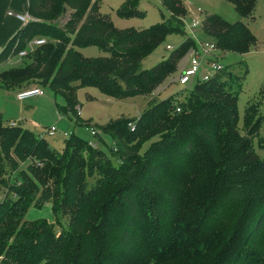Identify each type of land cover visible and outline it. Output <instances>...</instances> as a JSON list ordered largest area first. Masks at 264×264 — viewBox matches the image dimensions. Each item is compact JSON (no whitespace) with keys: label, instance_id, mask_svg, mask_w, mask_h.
Returning <instances> with one entry per match:
<instances>
[{"label":"trees","instance_id":"obj_1","mask_svg":"<svg viewBox=\"0 0 264 264\" xmlns=\"http://www.w3.org/2000/svg\"><path fill=\"white\" fill-rule=\"evenodd\" d=\"M227 1L241 18L255 17L257 0ZM161 2L169 12L163 22L118 29L99 11V0H28L32 20L0 51V61L12 42L17 51L35 37L49 40L33 49L29 64L0 71L1 85L47 86L65 97L64 113L76 120L79 87L116 99L149 94L196 46L186 35L166 59L141 69L169 34L185 35V5ZM133 5L126 0L121 14L130 15ZM201 28L223 54L244 55L257 41L245 22L218 14L207 15ZM87 45L107 55L85 57L79 48ZM234 65L198 82L182 100L149 99L133 129L123 116L94 124L112 135L119 164L73 133L57 150L0 118V193L13 179L0 198V264H264V159L251 140L264 115L247 104L246 133L238 131L235 89L247 67L238 62L236 72ZM19 158L29 160L26 169ZM45 203L54 216L65 212L69 229L57 233L46 219H24ZM22 220L32 229L18 228Z\"/></svg>","mask_w":264,"mask_h":264},{"label":"rangeland","instance_id":"obj_2","mask_svg":"<svg viewBox=\"0 0 264 264\" xmlns=\"http://www.w3.org/2000/svg\"><path fill=\"white\" fill-rule=\"evenodd\" d=\"M161 1L162 0H134L133 7L129 8L132 13L130 15H123L121 14V9L125 5L126 0H99V11L103 14H108L113 25L118 29H143L152 25H157L163 22L165 18L169 17V12L162 5ZM180 1L186 7L187 15L183 17L186 25L185 35L177 33L169 34L158 47L141 60L140 67L141 69H150L158 62L166 59L172 50L179 46L186 35L192 36L187 25H189L193 19L199 22L198 26L194 29L193 37L196 42V48L200 53H202L201 43L204 44L211 41V38L201 28V22L207 15L218 14L228 22L242 20L249 26L255 35L257 39L256 44L251 51L244 55L224 53L221 62L223 65L235 64L234 68L236 72H240L241 70L237 67L238 62H242V64L247 67L245 75L242 76L239 85H237L235 89L238 96V119L236 125L238 131L241 134H245L244 111L247 104H254L255 107H258L259 113L264 115V0H257L255 17L253 19L249 17L241 18L233 4L227 0ZM134 10L136 11L134 12ZM63 21H65V18L62 19V22ZM43 37L46 39L45 36ZM46 40L49 39L47 38ZM168 45L171 46V49L167 48ZM12 47L13 42L9 50V56H12V60L8 61L6 59L0 61V70L30 63L31 59L29 55L35 48L32 44V39L22 48L28 49L24 57L20 58L17 56L18 52L22 49L14 51ZM79 51L85 57L107 55L96 45L82 46L79 48ZM189 57L190 54L188 52L180 59L177 70L147 95H134L123 99H116L107 97L94 86L79 87L76 90L77 104L73 108L74 111L77 107L79 109L80 116L77 120L74 112L64 113V111L67 110L65 97L60 93L54 94L47 86L41 87L43 91L42 95L23 101L25 105H22L12 93L0 90V105H3V102L6 103L5 110L3 111V120L21 121L23 128L29 130L35 137L43 133L46 128L55 126L57 129L55 135L46 137V141L51 148L57 150L64 149V140L68 138L63 137L62 132H73L75 136L81 138L88 144L91 143V145L95 146L98 150L103 151L115 164H119L121 161L119 159V152L112 153V149L115 147L112 135L108 132L100 131L94 124L103 125L109 120L121 116L127 118L128 121L132 123L146 109L147 101L151 98L162 100L173 96V100L184 99L187 94L194 90L196 84L201 81L203 74L206 73L205 68H207V66L203 64L197 77L192 79L188 84L179 83L178 76L186 68ZM83 122H88L90 125H83ZM90 126L95 127L98 132L96 136L91 135L88 129ZM155 137L156 136L152 138L154 139ZM251 140L254 152L260 159H264V119ZM149 143L150 141L144 142L141 150L143 151ZM17 161L20 168H27L29 160H22L19 158ZM4 181V188L0 193V198H3L7 186L13 183V179H9L8 177ZM187 216L188 213L185 211L184 215L181 217L186 219ZM40 218L46 219L47 226L52 227L57 233L69 229L65 212L58 209L56 211V216H54L50 203H45L39 208L30 207L24 216V219L27 221ZM24 222L25 221L22 220L18 228L24 230L32 229L30 225ZM180 225L185 226L184 221H181ZM177 226L178 224L175 223L174 227Z\"/></svg>","mask_w":264,"mask_h":264},{"label":"built area","instance_id":"obj_3","mask_svg":"<svg viewBox=\"0 0 264 264\" xmlns=\"http://www.w3.org/2000/svg\"><path fill=\"white\" fill-rule=\"evenodd\" d=\"M8 14L17 17L24 24H26L32 20V17L29 14L22 15L19 13H14L12 11H9ZM198 24H199V22L197 20L193 19L192 22L189 25H187L188 29L191 31L193 39H194V37H193L194 36V34H193L194 29H195V27L198 26ZM45 42H46V39L42 38V37L32 39V44L35 47L42 45ZM194 42H195V39H194ZM195 45H196V42H195ZM201 47H202V53H200L197 50L196 46L190 52L188 64H187L186 68L183 70V72H181L180 75L178 76L179 83L188 84L192 79L197 77V75L200 72L203 64H205L207 66V68H205L206 73L203 74L201 81H205V80L210 79L214 74H216L217 72H219L220 70L223 69L224 65L221 62V58L223 56V53H221L217 49L215 44L213 42L209 41V42H206L204 44L201 43ZM167 48L171 49V46L168 45ZM27 52H28V49H22L21 51L18 52L17 56L20 58L24 57L27 54ZM8 59H9V61L12 60V56L8 55ZM42 94H43V91L41 90V87L36 86V87L20 89L16 93V97L18 100H24V99L30 98L32 96L42 95ZM177 111H179V108H177ZM76 115L80 116V112H79L78 107L76 108ZM9 124L11 126H15L16 122L12 121ZM129 127H130V129H133L134 128L133 123H129ZM88 129H89L91 135L96 136L98 134L95 127L90 126ZM56 130L57 129L55 126L48 127L45 129V131L42 134L39 135V138H41L42 140H46V137L54 136L56 133ZM71 134H72V132H68V131L62 132L63 137H69ZM89 145H91V143H89ZM92 147H95V146H92Z\"/></svg>","mask_w":264,"mask_h":264},{"label":"crops","instance_id":"obj_4","mask_svg":"<svg viewBox=\"0 0 264 264\" xmlns=\"http://www.w3.org/2000/svg\"><path fill=\"white\" fill-rule=\"evenodd\" d=\"M9 11H12L14 13H19L22 15L29 14L28 13V0H0V51L3 48H5L9 44V42L12 41V39L15 36V34L17 33V31L22 26L25 25L17 17H15L13 15H9L8 14ZM36 38H38V37H36ZM7 60L9 61L8 57H7ZM0 71H2V70H0ZM0 90L6 91L8 93H12L16 97V93L20 89L18 91H16L15 89L7 88V87L1 85V83H0ZM36 96H39V95H36ZM32 97H35V96H32ZM32 97H30V98H32ZM16 99H17V97H16ZM27 99H29V98H27ZM27 99H24V100H18L17 99V100L19 102H21L22 105H25V104H23V101H25ZM5 105H6L5 102H3V105H0V118L2 120H3V111L5 110ZM12 121L16 122V124L20 123L22 125V122L19 120L18 121L12 120ZM12 121L7 120L8 124ZM44 141H46V140H44Z\"/></svg>","mask_w":264,"mask_h":264}]
</instances>
